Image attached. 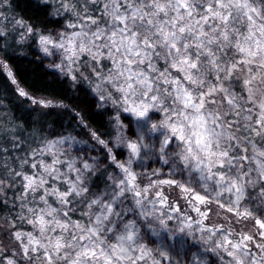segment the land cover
<instances>
[{
  "label": "snow or ice",
  "instance_id": "1",
  "mask_svg": "<svg viewBox=\"0 0 264 264\" xmlns=\"http://www.w3.org/2000/svg\"><path fill=\"white\" fill-rule=\"evenodd\" d=\"M30 3L0 0V107L28 119L0 264H264V0Z\"/></svg>",
  "mask_w": 264,
  "mask_h": 264
},
{
  "label": "trees",
  "instance_id": "2",
  "mask_svg": "<svg viewBox=\"0 0 264 264\" xmlns=\"http://www.w3.org/2000/svg\"><path fill=\"white\" fill-rule=\"evenodd\" d=\"M12 2L14 7V13H22L28 18H34V17L42 18L41 13L36 11L35 7L30 3V0H12ZM36 55L39 54L36 53ZM45 63H48V61H45ZM21 66L24 68V76H26L27 81L29 83H40L46 79V75H45L46 69L44 68L43 65H37L35 62L23 61L21 62ZM13 67H15L14 62H13ZM18 75L20 74L18 73ZM4 82H5V75L3 71H0V84H3ZM6 103L9 105L8 108L0 107V147H5V148L9 147L8 137L5 136V127H4L5 125L8 124V120L13 121V124L9 125V127H14L16 124L25 125V126L28 124V119L25 114V111L23 110V105L17 107L14 105L13 100H8L6 101ZM24 104H30V102L24 101ZM35 127L41 129V131L44 133H47L48 131V129L46 127H43L42 125H36ZM20 133L21 130L17 129L16 131L11 132L9 135L15 136V135H20ZM77 135H79V133H77ZM40 138H41L40 132H33L31 128H28L27 131L24 133V135L21 136V139L25 140L28 145L27 148L23 149V151L26 152L32 148H35L37 146L35 141L39 140ZM82 138L87 139V136H84ZM20 155H21L20 152H15L14 150L9 151L8 153L0 152V177L3 176V172L5 171L3 165L6 164L9 167H11L15 162L13 160V157ZM159 166L160 165H151V167H159ZM25 170H27V168ZM8 195L11 197L13 195V192L9 191ZM6 210L7 209L3 205H0V214H2L3 211Z\"/></svg>",
  "mask_w": 264,
  "mask_h": 264
},
{
  "label": "rangeland",
  "instance_id": "3",
  "mask_svg": "<svg viewBox=\"0 0 264 264\" xmlns=\"http://www.w3.org/2000/svg\"><path fill=\"white\" fill-rule=\"evenodd\" d=\"M9 196V195H8ZM10 197V196H9ZM249 226H251L250 224H249Z\"/></svg>",
  "mask_w": 264,
  "mask_h": 264
}]
</instances>
